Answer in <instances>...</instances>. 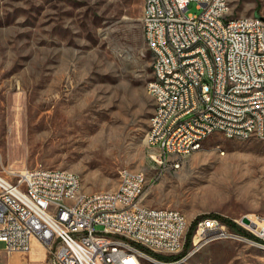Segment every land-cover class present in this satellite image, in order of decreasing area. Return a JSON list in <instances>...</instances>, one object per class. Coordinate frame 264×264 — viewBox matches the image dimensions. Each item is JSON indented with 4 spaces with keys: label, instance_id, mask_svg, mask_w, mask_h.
I'll use <instances>...</instances> for the list:
<instances>
[{
    "label": "rangeland",
    "instance_id": "1",
    "mask_svg": "<svg viewBox=\"0 0 264 264\" xmlns=\"http://www.w3.org/2000/svg\"><path fill=\"white\" fill-rule=\"evenodd\" d=\"M228 2L232 16H264V0ZM142 8L143 0H0V175L64 168L85 192L114 189L122 167L144 172L147 183L156 175L146 142L153 100ZM181 163L165 169L143 203L185 215L184 245L144 264H264L263 248L236 240L183 258L202 217L256 238L239 224L264 216V141L215 132ZM41 246L39 264H51ZM10 258L0 243V264Z\"/></svg>",
    "mask_w": 264,
    "mask_h": 264
},
{
    "label": "built area",
    "instance_id": "2",
    "mask_svg": "<svg viewBox=\"0 0 264 264\" xmlns=\"http://www.w3.org/2000/svg\"><path fill=\"white\" fill-rule=\"evenodd\" d=\"M190 6L197 13L188 12ZM141 23L151 77H161V85L151 77L147 83L153 116L146 142L156 175L142 184V171L122 167L114 189L85 192L69 169L37 164L6 171L0 175V243L7 254L28 253L32 240L51 254V264H143L150 252L177 254L185 241L184 214L143 203L165 169L179 167L165 152L188 156L215 132L250 138L249 114L257 115L264 141V76H252V67L264 68V16H232L228 0H143ZM196 41H204V49L188 52ZM200 73L208 74V83H200ZM239 89L247 97H239ZM248 220L239 225L257 239L229 230L217 216L199 218L183 258L221 240L264 245V216Z\"/></svg>",
    "mask_w": 264,
    "mask_h": 264
},
{
    "label": "bare ground",
    "instance_id": "3",
    "mask_svg": "<svg viewBox=\"0 0 264 264\" xmlns=\"http://www.w3.org/2000/svg\"><path fill=\"white\" fill-rule=\"evenodd\" d=\"M144 40H145V44L147 46V38H144ZM200 49H204V41H196L195 43H191L188 45V52H198V51H200ZM252 76H264V68L252 67ZM200 83H208V74L207 73H200ZM151 84L161 85V77L153 76V78L151 80ZM249 90H257V83H249ZM239 97H247V90L246 89H239ZM186 117H194V110H186ZM257 129H258L257 115L256 114H249L250 138L254 137V138L258 139ZM210 135L211 134H209V136ZM238 139L239 140H247L249 138L248 137H238ZM205 140L206 139L201 140V147H202V144ZM192 152L193 151L189 152L188 155L191 154ZM153 153L150 155V157L152 159H154ZM185 157L186 156L184 154H181L179 151H176V150H168L165 152V160H170L172 162V164H177L178 166L180 164H182L181 162H183V159ZM142 184H150V182L147 183L146 175H144V172H143V176H142ZM181 225H187V219H186L185 215H183L181 217ZM252 245L258 246V247L264 249V245H259V244H252ZM198 251L199 250H194L191 253L194 254ZM191 253H189V254H191ZM186 257H184V259ZM146 259L151 260L152 258L149 259L147 256H143V264H144V260H146ZM160 263H163V262H160Z\"/></svg>",
    "mask_w": 264,
    "mask_h": 264
},
{
    "label": "crops",
    "instance_id": "4",
    "mask_svg": "<svg viewBox=\"0 0 264 264\" xmlns=\"http://www.w3.org/2000/svg\"><path fill=\"white\" fill-rule=\"evenodd\" d=\"M38 245L41 244L36 240H32L31 250L26 254H22L18 252L13 254H7L5 251L4 252L11 257L10 259L12 264H27L29 262H34V264H39V262L41 263L42 261H44L46 253H44V258L41 259L42 254L39 251L40 249L38 248Z\"/></svg>",
    "mask_w": 264,
    "mask_h": 264
},
{
    "label": "water",
    "instance_id": "5",
    "mask_svg": "<svg viewBox=\"0 0 264 264\" xmlns=\"http://www.w3.org/2000/svg\"><path fill=\"white\" fill-rule=\"evenodd\" d=\"M241 221H242L243 223H245V224H248V223H249V220H248V218H247L246 216H243V217L241 218Z\"/></svg>",
    "mask_w": 264,
    "mask_h": 264
},
{
    "label": "trees",
    "instance_id": "6",
    "mask_svg": "<svg viewBox=\"0 0 264 264\" xmlns=\"http://www.w3.org/2000/svg\"><path fill=\"white\" fill-rule=\"evenodd\" d=\"M153 104V103H152ZM147 106L149 107V106H151V104H147ZM151 253V255H153L154 257L156 256V257H158V256H160L159 254H157V253H153V252H150Z\"/></svg>",
    "mask_w": 264,
    "mask_h": 264
}]
</instances>
